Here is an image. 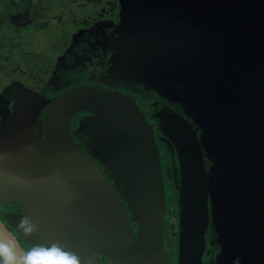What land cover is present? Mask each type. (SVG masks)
<instances>
[{
    "label": "water",
    "instance_id": "water-1",
    "mask_svg": "<svg viewBox=\"0 0 264 264\" xmlns=\"http://www.w3.org/2000/svg\"><path fill=\"white\" fill-rule=\"evenodd\" d=\"M120 16L101 80L141 85L180 110L165 103L148 116L134 95L101 85L51 99L25 87L0 138V201L17 202L38 226L27 242L167 264L159 140L175 153L166 171L177 190L180 264H199L209 227L225 244L264 228V0H121ZM82 112L90 114L75 132L86 151L70 130ZM8 241L26 251L0 217Z\"/></svg>",
    "mask_w": 264,
    "mask_h": 264
},
{
    "label": "flooded vegetation",
    "instance_id": "flooded-vegetation-1",
    "mask_svg": "<svg viewBox=\"0 0 264 264\" xmlns=\"http://www.w3.org/2000/svg\"><path fill=\"white\" fill-rule=\"evenodd\" d=\"M85 8L86 11L84 10L77 19L73 18V20H71L73 29L66 35V40L61 44L62 51L55 57L51 65H47V70L43 76L37 79L26 72H22L17 75L16 78L12 79L9 84L2 86L0 90V138L4 132L3 130L6 129L8 127L7 125L14 119L18 109L17 102L20 101L25 87H30L34 91L37 90L32 84L35 81L43 83L41 90L36 92L41 93L47 99H51L57 93L65 91L70 87L81 84L101 85L110 89H119L124 93L134 95L137 101H139L140 96H142L143 104H141L143 106H141L140 103L139 105L143 111L148 112V116L152 110L158 109L163 104L168 103L166 100L159 98L155 92L144 91L141 85L124 86L121 83L115 85L107 84L105 80H101L100 74L107 70L108 58L114 51L113 45L115 44L118 33H121V31L118 30L119 21H121V0H88V4H86ZM22 37L25 38V36ZM29 40L30 39L26 38L22 45H25ZM21 74L23 77L25 74L27 75V82L19 78ZM135 88H138V91ZM137 95L139 96L137 97ZM168 104L171 108L177 110L181 108L179 105L172 103ZM43 114L44 111L39 116L37 123L42 121ZM89 114V112L78 113L70 121V130L74 140L84 151H86V149L83 141L85 142L87 139L82 136L83 141H81L75 129L77 128L78 122ZM148 116L147 118L149 120ZM150 121L154 123L153 120ZM154 127L155 134L158 137L159 132L155 124ZM158 144L160 151L164 149L167 151L168 155L165 162H163V157L161 155L165 177L168 175L166 171L167 167H172V162L175 160V153L171 151L170 146L166 143L158 140ZM97 163L99 164V162ZM206 164L207 166L209 165L208 160ZM169 177L173 181L174 174H170ZM262 193L263 192H260V194L257 193V196L262 195ZM13 204L14 210L9 212L7 217H3L2 214H0V217L16 234L22 246L28 251L36 244H33L31 241L27 242L23 233L17 229L19 222L18 218L21 217L22 208L17 202H13ZM178 221V208L175 209V212L170 213L169 216H167L166 212L164 220V246L167 264H180L181 262L178 256ZM131 224L134 230H136L135 223L131 222ZM220 233H214L209 227L206 233V249L199 264H264L263 227L262 230L253 233H248L243 230L236 231L230 236L229 242L226 244L225 240L222 238L226 236L223 235L222 231H220ZM40 244L43 243L41 242ZM222 253L229 254L230 256L222 255ZM96 260L97 264H116L115 259L96 257Z\"/></svg>",
    "mask_w": 264,
    "mask_h": 264
},
{
    "label": "rangeland",
    "instance_id": "rangeland-1",
    "mask_svg": "<svg viewBox=\"0 0 264 264\" xmlns=\"http://www.w3.org/2000/svg\"><path fill=\"white\" fill-rule=\"evenodd\" d=\"M86 4L88 0H0V90L22 72L37 79L43 76L47 65L62 51L61 44L73 29L71 20L86 11ZM26 38L29 42L22 45ZM19 78L28 81L26 74ZM32 84L36 91L43 85L39 81ZM139 101L143 106L142 96ZM161 155L165 162L167 151L161 149ZM165 185L169 216L177 209V190L169 175ZM13 210L12 201H0L3 217Z\"/></svg>",
    "mask_w": 264,
    "mask_h": 264
},
{
    "label": "clouds",
    "instance_id": "clouds-1",
    "mask_svg": "<svg viewBox=\"0 0 264 264\" xmlns=\"http://www.w3.org/2000/svg\"><path fill=\"white\" fill-rule=\"evenodd\" d=\"M17 229L27 237L38 233V226L27 215L20 218ZM0 264H97L96 254L80 257L67 251L59 243L50 246L37 243L30 250L18 255L16 242H0Z\"/></svg>",
    "mask_w": 264,
    "mask_h": 264
}]
</instances>
